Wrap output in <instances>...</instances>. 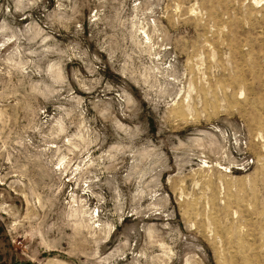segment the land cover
I'll return each instance as SVG.
<instances>
[{"label": "rangeland", "instance_id": "obj_1", "mask_svg": "<svg viewBox=\"0 0 264 264\" xmlns=\"http://www.w3.org/2000/svg\"><path fill=\"white\" fill-rule=\"evenodd\" d=\"M0 264H264V0H0Z\"/></svg>", "mask_w": 264, "mask_h": 264}]
</instances>
